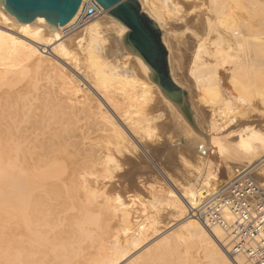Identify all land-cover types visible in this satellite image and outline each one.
I'll return each instance as SVG.
<instances>
[{
	"label": "rangeland",
	"instance_id": "obj_1",
	"mask_svg": "<svg viewBox=\"0 0 264 264\" xmlns=\"http://www.w3.org/2000/svg\"><path fill=\"white\" fill-rule=\"evenodd\" d=\"M139 1L140 0H137V2L140 4L141 1L140 2ZM147 2L151 5V7L159 9L162 16L164 17L166 28L170 31L169 38H170V42L172 41L171 43L173 45L174 52H173V56L170 54L168 55L170 57L168 59V63L170 62L168 64L170 66V67L168 66V69L169 70L171 69L170 72L175 73L174 76L176 81L179 84H181V86H183V89L185 88L184 90H186L187 93L188 92L190 93V99H191L190 101L192 102L193 107H195V109L198 111L199 114L197 119L198 121L197 125L199 129L204 133H207L208 136L207 145L201 148L197 144H195V140L191 135V133L187 132L184 128H181L178 125V123H176L177 127L181 129L180 130L176 129L175 125H173L174 116L171 114L170 111H166L163 114V116H161L162 113L161 114L156 113L157 116H155L154 119L151 114H150L151 116L150 115L145 116L144 114L143 115L134 114L132 116L133 118L132 120L135 121V124L140 125L142 127L141 124L144 123L143 133L146 136L145 138L146 140L144 139L140 140L139 144L135 143V145L137 144L138 146L135 148L136 152L132 153L135 154L131 155L130 157L131 153H129L128 154L129 156L125 157L128 152L124 151V146H120V145L118 146V143H116V141L118 142L119 138L115 137V134L113 133H111L113 136L111 134L108 135L109 132L106 131V127L104 126L105 127L104 128L103 125H98L94 117H91L92 118L91 119L90 117L86 116L87 114L75 110H74L75 112L73 111V113L75 114H73L69 109L63 107L64 104L66 103L65 102L63 104L64 102L63 100L64 98L66 99V97L68 96L66 93H68L70 89L74 87L72 86V84L78 86V89L80 90L79 91L80 94L78 93L77 96L79 99L84 98L86 96L85 95L86 93L88 97L95 98L94 94L96 93L90 88L89 85L92 84L93 82L96 83V86H94L93 84L92 85L95 87V90H97L98 93L107 90L108 91L114 90L112 81L107 80L102 76V72L107 71V67H105L106 65L105 66L102 65L103 62L101 61H103V59L101 58L103 57H101V55L100 58H97L98 55L97 57H95V59L97 58L99 60H95L92 57L93 60L95 61L90 62L91 60L90 56H89L90 59L89 60L87 58L88 55L85 54L86 52L82 53V50L75 45L72 48L75 57L73 58V61H69L68 63L69 65L64 64V62L56 58L54 59L53 57L50 56L48 57L47 55L48 62L45 61V65L47 63L46 65L47 68H46L44 62L43 63L38 61L34 62V58L31 59L32 61L30 59H29L30 61L26 60L23 57L21 51H20L21 53L20 52L11 53L6 49L0 50V111H1L0 115L2 116L4 114V116H7L6 120L9 122H12V120L17 117L19 119L20 118L23 120L25 119L24 123L20 125V128L21 131L25 132L26 134L32 127L34 128L36 127L35 128L36 133L39 132L37 134L38 136H37V140L35 141V144L33 143V146H31L32 149L30 148L29 150V154L26 151L25 154L30 155L31 154L30 151H33L34 149L33 147H35L39 143L41 145L40 147L41 152L45 148L48 149V150L45 149L46 152L50 151V149L51 151L55 149L54 152L56 153L61 152L62 155L60 154L59 156H62L63 158L60 157L58 159V162L60 161L62 163L66 162V164L69 162V164L70 163L73 164L72 165L67 164L68 166L67 167L64 166V164L61 165V162L59 164L58 162H56L58 167H60V169L62 167L61 170L59 169L60 171L57 170L58 173L56 171V174L57 175L60 173L62 174L64 171V173L65 172L67 173V174L65 173L67 179L69 178L67 176L69 175L68 173L69 167L70 169H72V168H76V165L77 167L81 166L84 163L86 157L87 160L90 161L91 160L90 153H92L91 155L92 158H94L95 156L96 159L100 161L101 158H99L100 156L99 153L101 152L100 151L97 152L92 147L93 145L95 146V144L98 141H101L102 144L103 143L107 144V141H112V143L110 142L111 145L113 144L111 148L113 149L111 151V155L114 153L113 154L114 157H113L109 155L110 151L108 150H111L110 148L105 150L108 152L107 156L109 157L107 158L106 156L105 159H103L106 161V163L104 161L105 170L103 171L100 169L101 172L99 173V174L102 173L101 174L102 179L104 177V179L102 180V186L103 185L104 186L100 187V190L98 191L96 196V206L98 207L96 209V212H88L84 209H80L78 205H76L77 200H75V198L77 199V197L75 194H73V192L70 193L59 190L55 194L58 195V192L59 193L62 192L61 193L62 195L60 194L61 196L60 195L56 196L54 194L53 196H50L51 199L49 197H44L47 203H50L49 202L50 199V201L53 202L52 205L50 203L47 204L48 205L47 206L46 202L45 203L42 202L43 200L40 201L41 204L43 203L42 205H39L40 202L38 204L39 208L40 206L43 208L47 206L46 207L47 209H49L50 207V209L52 210L51 211L52 214H48L50 210L48 211L45 208L46 211L44 210L41 211V208L39 209L37 205H35L36 203H38L37 201L38 198L36 197V199L34 200L35 196L37 195L35 192H33L35 193V196L33 193H31L32 189L30 187L28 190L27 189L24 190L25 194L23 193V190L21 192L20 186H24V185L19 184L21 183L19 179L20 164L18 162H14L12 163V165L6 166L3 160L0 158L1 159L0 160V222L2 221V223H0V241H2V243H0L1 246L0 251H2L0 252V264H4L3 249L6 248L5 246L7 245V241L9 239L11 243L20 242L22 239L24 240L23 233H26L24 235H26L25 238L27 241L24 240L23 245L26 246L27 244V248L35 249L41 247L40 246L41 243H42L41 245L47 244L48 240L50 239L49 238L50 236H53L56 233L58 234L60 232H63L64 230L70 231L72 233L71 235L72 237H70L68 241L65 242V246L64 244L58 246L59 248L57 249L59 250L57 249L56 250L61 252L59 254L56 251V254H58L59 256L57 255L56 258L51 257V259L48 258L51 261L47 259V261L45 260L44 264H91L93 260L96 258V253L109 251L108 249L112 247V244H116L118 247V246H122L123 244L125 245V243L128 241H131L132 239L131 229L133 228L132 225L136 221L148 219V223L150 224L152 216L153 215L158 216L157 215L158 213L160 214L159 218L156 217L158 219V222H160V225L163 226L168 225L167 231L170 229L169 232L175 230L178 223L180 222L188 223L190 219L187 217V209L190 205L194 204V201L189 206L185 205L186 206L184 208L186 209L185 216L184 218L179 219L177 217L178 216L177 213H174L175 209H173V207L177 208L178 205L176 204L179 203L181 204L183 203L184 205L186 204L185 203L186 201H184L181 195L182 193L180 194V190L177 189L179 188L176 186L178 183L191 184L192 182H194L192 183L193 184L192 187L194 190L193 200H195L196 198L195 195L199 190L207 191L208 189H210V186L213 185L215 182L226 181L224 179H221V177L215 171V169H217L218 167H224V166L231 167L230 171L231 173L233 172V177L227 180L230 182L234 180L238 176V174L245 171L246 169H249V166H251L252 161H247L243 157L244 152L247 151V144L250 145L254 141L258 139L261 140V138H264V0H223L222 1L224 7L223 8L224 14L222 13L221 15L228 22V25L229 23H231L230 25L236 23L237 26L241 28L240 29L241 33L245 36V39L247 38L246 39L247 43L249 44L251 43L252 46L253 43L258 44L256 46L257 47L259 46L261 52L260 55L257 56V60L255 63H253L248 67L243 68L244 70L243 69L239 70L240 72H236L237 74L233 73L232 75H230L226 69L222 68V66H225V60L223 58H220L218 53L214 52V50L216 51V49H219L220 51L227 50L228 44L226 43L227 31L217 27V18H218L217 13L214 10L212 11V5L214 3L213 0H147ZM147 7L148 6H145V10L147 9ZM102 19L103 18L101 19L97 18L94 21L102 22ZM86 26L87 24L80 27H76L74 23L71 24L69 27L60 31L61 37H64L62 38L63 39L62 41H65L69 46L73 45L74 43H76L73 42L72 40L73 39L72 37H74L73 35L79 33ZM208 30H210V32ZM112 31L113 29L110 30V28L104 29L103 31L104 35L101 34V36L103 35L102 39L101 37L99 38L103 42V39L105 37L106 43L104 42H103L104 44L101 43V47L107 48V49L102 48L104 51L105 50L107 51L108 48H111L115 44H117L118 35ZM209 33H211L212 36ZM208 34L210 37H208ZM15 36H17L21 40H25L22 36L19 35H15ZM216 38L218 39L221 38V40H218ZM108 39L111 40L108 41ZM211 43H215V45L213 44L212 46ZM199 45L203 47L202 49H199L202 50V52L199 55V57L196 58L194 61L195 58L194 55L196 50L198 49L197 46ZM116 47L114 48V51L118 50L116 49ZM204 48L207 51V53L206 51H204ZM106 51H105L106 62H108L109 60L110 61L109 63L111 64V61L113 60L111 65L114 67L115 65L121 66L122 64H125L126 66H128L134 63L133 59H131V56L113 55L107 52L108 55L110 54L108 56ZM43 56H46V54H44ZM74 61H76L75 63L79 64L81 68L83 67L82 71L84 72L86 71L85 73L92 74L93 72L94 74L96 72L92 76L89 74V76L91 77L94 76L93 78H95L96 76V78L89 79L88 77H83L86 78L84 81L80 76L78 77L76 75V72H74L73 69L74 67L71 68L74 64ZM96 61L97 63L99 61L100 64H97ZM206 64L214 65L217 67L216 72L218 76H220L219 80H221L222 82V87H224V89H226V91L228 93L230 92L232 95L233 99L232 98H230L231 100L229 99L230 105L228 107L221 106L222 107L221 110H223V112H220L219 110H215L221 104L217 102L215 99L213 100L214 98L213 96L205 94L203 92V90L205 91V89L201 88L202 91L196 90L198 86H196L197 84H195L196 82L195 80H193L194 78L191 77L193 75L191 74L192 72L190 68H194L192 65H194L196 69V66H203ZM98 65L100 66L98 67ZM101 66H103L102 67L103 70H100ZM97 69H99L98 71L99 73L97 72ZM87 70L89 71L87 72ZM98 74H100L99 76L100 79L99 77H97ZM101 76L102 79H106L107 81L106 80L102 81ZM66 86L69 88H67ZM214 86L212 87V89L214 88L217 89V86L215 87ZM230 89L233 90L231 91ZM185 106L187 109V113H185V116L188 121H191V112H190L189 103ZM59 107L61 109L63 107V109L61 110ZM214 110H215V114H214ZM213 115H215V117ZM9 116H11L12 118ZM210 123H214L216 128L224 127L226 125L232 126L236 123L238 124L254 123V125H257L259 127L260 132L259 135L255 136L251 133V129H246L243 132L234 131V133H226V131L222 129H219L218 131H211L209 129ZM151 124L152 126H150ZM29 125L30 128H28ZM93 127L95 130L93 129ZM99 127L101 128L99 133L103 135L100 138L98 137L100 135L96 133L97 129H100ZM26 129H28V131H26ZM124 130L126 131V129ZM147 130L148 132L150 131L151 132L148 133ZM101 132L103 133L105 132L104 133L105 135L108 133L107 136L115 141L110 140L107 136H105L104 138V134ZM94 134H97L98 136L97 135L95 136ZM50 135L52 136L53 139L51 138ZM86 136L87 137L89 136L88 139ZM91 136H93V139L90 138ZM134 136L135 138H137L135 134ZM44 137H47L49 140L47 143H43L44 145L43 146L42 139H45ZM38 138L41 139L38 140ZM94 138L97 140H95ZM102 138L103 141L101 140ZM106 138H108V140ZM51 141L53 142V144L51 143ZM84 142L85 143L88 142L91 144L88 143L84 144ZM92 142L94 144H92ZM134 142L136 141L134 140ZM48 145L51 148L47 147ZM157 146H161V150L159 152L160 154L157 153L153 155L151 149ZM121 151L122 152L124 151V154L126 153L125 156H123L124 154L122 155ZM93 152L99 154V156L93 154ZM0 155H1V150H0ZM122 156L125 157V159ZM111 157L112 159H109ZM137 158H139L141 161L139 159L136 160ZM74 161L77 163H75ZM146 167H150V168H146ZM194 168L199 172V177H198L199 179L197 178L198 181H196L197 179L195 180L194 178L190 177V171H193ZM14 170H16L18 173ZM65 175L64 174L63 176L61 175L63 177L62 179L65 178ZM202 176L203 178L201 180ZM254 176L256 177L257 180L264 182V173L260 171L258 172L254 171ZM27 186H29L28 183ZM57 197H63L64 199ZM55 202L58 204H56ZM60 202L63 204H60ZM73 202L74 204H72ZM27 203L28 204L31 203L33 208L35 207L39 209L40 212L37 211L35 215L34 214L36 211L35 208L34 209L31 208L32 206L28 205ZM181 204L179 205L182 207ZM25 205L27 206L26 207L27 210L26 208H24ZM53 205H55V207H53ZM57 205H58L57 210L59 212H57V210L54 209L57 208L56 207ZM75 205L76 208L74 207ZM29 206L31 208L30 212H28ZM23 208L25 211L23 210ZM19 210L20 211L23 210L21 214L26 215V218H29L31 223H29L30 222L29 219L25 221L24 220L25 216L23 215L22 216L24 222H28L29 224L27 223L20 224L23 223L22 218L19 220L20 222L18 221L19 223L17 222L19 217H21L20 214H18L20 213ZM31 210L32 212L34 210V213H32ZM74 210L76 213L74 212ZM56 212L58 213V215L56 214ZM16 213L18 214L19 217H17ZM32 215H34V217ZM36 216H38L39 218L38 217L36 218ZM55 216L57 217L55 218ZM42 217L46 218L49 221L47 222V220L42 219ZM51 217L52 219H50ZM53 218H55L56 220ZM15 220L16 222H14ZM64 220L67 222L68 220L69 222L73 221L72 222L73 226L70 225L69 222L67 226L66 224L67 222H65ZM42 222L43 225L41 224ZM25 224L29 225V228ZM31 224L33 226H30ZM19 226L21 228H19ZM25 227L28 229L26 230ZM71 227L73 228L71 229ZM30 231H32L34 234L31 233ZM38 231L40 232L38 233ZM35 233H37V235L39 234V236L35 235ZM29 234L31 235L33 234L31 236L33 240L36 238L37 240L42 238L43 241L42 239L39 241H35V240L33 241L32 238H30ZM27 236L29 240L27 239ZM30 239L33 242L32 243L33 246L30 244L31 242ZM223 239H225L224 234H223ZM150 241L147 243H151ZM224 243H225V247H223V252L225 251V255L228 256V246L226 240L223 242V244ZM61 246H63L64 248ZM194 248L191 249L194 252L192 253V255L196 256V251H198L200 248L198 249L195 248V250L197 249L196 251L194 250ZM199 251L200 253L201 252L204 253L203 249H200ZM199 251L197 253V257L193 256L195 259L197 258L199 259L203 255H205L202 253V256H200ZM141 253L142 252L136 253L138 254L135 257L137 264H159V263L186 264V262L182 260V258H180V261L182 260L181 261L182 263L179 262L178 257L175 258L174 261L172 260L169 261L168 258L169 262H166L165 261L166 258L158 256V257H154L155 260L153 261L152 258L141 255ZM136 254H134L132 257H134ZM145 257L147 258V260L144 259ZM207 257L209 256L206 255L203 257V259L205 261H208ZM150 259H152V261H150ZM142 261H144V263ZM239 261L240 260L237 259V262L239 264L244 263L242 260L240 262Z\"/></svg>",
	"mask_w": 264,
	"mask_h": 264
},
{
	"label": "bare ground",
	"instance_id": "obj_2",
	"mask_svg": "<svg viewBox=\"0 0 264 264\" xmlns=\"http://www.w3.org/2000/svg\"><path fill=\"white\" fill-rule=\"evenodd\" d=\"M140 1L139 2L141 4L140 6H141L142 12L153 22V25L155 27H157L158 30L161 31V41L163 43L165 50L167 51V64H169L170 62L168 63V59L170 57L168 55L170 54L173 56L174 49H173V45L171 43L172 41L170 42V38H169L170 31L166 28V23H165L164 17L162 16V14L158 8L156 9V8L151 7V5L148 3L149 1L148 2H147V0H140ZM222 1L221 0H213L214 3L212 5V11L214 10L217 13V17H218L217 18V27L227 31L226 32V34H227L226 43L228 44V46H227V50H225V51H220L219 49L215 48L216 51L214 50V52L218 53L220 58H223L225 60V66H222V68L226 69L227 72L230 75H232L233 73L240 72L239 70H241L245 67H248V66L252 65L253 63H255L257 60V56H259L261 52H260L259 46L258 47L256 46L258 44L253 43V46H254L253 47L251 45V43L250 44L247 43V40H246L247 38L245 39V36L241 33V30H240L241 28H239V26H237L236 23H233L232 25H230L231 23H229V25H228V22L221 15L223 13V8H224ZM145 6H148L146 10H145ZM80 10H81V4H80L77 12L73 16L72 21H69L65 26H58V25L51 24L43 17H37L32 22L24 23V22H20L14 15H12L6 9L4 0H0V50L6 49L11 53L21 51L23 57L26 60H29V59L31 60L32 58H34V62L35 61L42 62V63L44 62V65H45V61L48 60L47 58L49 56L53 57L54 59L56 58V59L64 62V64H66V65H69L68 64L69 61H73V58L75 57V54H74L73 49H72L75 45L82 50V53L86 52L85 54L88 55L87 56L88 59L90 56V59H91V60L89 59L90 62H94L95 60H99L97 58H100V55H101V57H103V58H101V59H103V61H101V62H103L102 65H104V66L106 65L105 67H107V71L102 72V76H103V78H106L107 80L112 81L114 90L113 91L107 90V91H103V92L98 93L94 87V86H96V83L93 82L92 84L94 86L92 84H89V85H90V88L96 93V94H94L95 98L88 97V95L86 93L85 94L87 96V97L85 96L86 98L83 96L84 98L79 99L77 96H78V93L80 90L78 89V86H75L72 84V86H74V87H72L70 89V91L68 93H66L68 96L66 97V99L64 98V100H63L64 101L63 104L66 102L65 103L66 106L64 104L63 107H65L66 109H69L71 111V113H73L74 110L75 111H81V112L87 114L86 116H88L90 118L94 117V119L98 125H103V127L104 126L106 127V131L109 132V134L106 132L108 135L113 133V134H115V137L119 138L118 142L116 141V143H118V146L119 145L124 146V151L128 152L127 155L125 156L126 153L124 154V151L123 152L121 151L122 155L124 154L123 156H125V157L129 156L128 155L129 153H131L130 157H131V155L135 154V153L132 154L133 152H136L135 148L138 147L137 144L135 145V143L139 144L140 140H143V139L146 140L145 139L146 136L143 133L144 132L143 131V129H144L143 124L144 123L141 124L142 127L140 125L135 124V121L132 120L133 119L132 116L134 114H136V115L137 114L138 115L144 114L145 116H147V115L149 116L151 114L153 119H154V117L157 116L156 113H159V114L162 113L161 116H163V114L166 111H170L171 114L174 116L173 125H175L176 129L180 130L181 128H184L187 132L191 133V135L193 136V138L195 140V144H197L201 148L205 147L208 143V136H207V133H204L203 131H201L197 125L198 124L197 119H198L199 114H198V111L195 109V107H193L192 102L190 101L191 100L190 99V93L189 92L187 93V91L184 90L185 88L183 89V86H181V84H179L176 81L175 76H174L175 73L170 72L171 69L170 70L168 69L169 77H170L171 82L177 87V92L167 93L159 86L158 79H157V76H156L154 70L143 60V58L139 55V53L137 51H135L128 44L127 35L129 33V30L120 21H118L116 18H114L110 14L109 10H103V14L101 15V17H99L100 19L103 18L102 22L94 21L96 19H93V20L86 22L84 25L87 24V26L84 27L79 33H77V34L75 33L76 35H73L74 36V37H72L73 39L71 38L73 40V42H76L73 45L69 46L65 41H62L63 40L62 38H64V37H61L60 31L69 27L71 24H73L75 22L78 14L80 13ZM225 17H226V15H225ZM108 28H110V30L113 29L112 32H115L118 35V36L116 35L118 37V40H117V44L114 43L115 45L113 47L108 48L107 51L105 50L106 53L108 52V53H111L113 55L131 56V59H133L134 63H132L128 66H126L125 64H122L121 66L115 65V67H114L111 65L113 60L111 61V64L109 63L110 62L109 60H108V62H106V59H105L106 54H105V51L102 49L105 47H101V43L102 44L106 43V40L104 37V39H103L104 43H103L102 40H100L99 38L101 37V39H102V36L104 35L103 34L104 29H108ZM208 31L210 32V30H208ZM101 34H103V35L101 36ZM209 34L212 36L211 33H209ZM209 34H208V37H210ZM15 35L22 36L25 40H21ZM218 37H220V36H218ZM216 39H218V38H216ZM109 40H111V39H108V41ZM218 40H221V38ZM223 40H222V42H223ZM70 43H72V42H70ZM112 44H113V42H112ZM211 44H212V46H213V44L215 45V43H211ZM116 45H117V47H116ZM216 45H217V43H216ZM204 46H205V44H204ZM115 47L118 50L114 51ZM197 48L198 49L196 50L195 55H194L195 56L194 61L196 58L199 57V55L202 52V50H199V49H202L203 47H201V45H199V46H197ZM205 48H204V51H206ZM105 49H107V48H105ZM108 53H107V55H108ZM206 53H207V51H206ZM44 54H46V56H43ZM47 55H48V57H47ZM97 55H98V57H97ZM92 57L94 59H95V57H97V58L95 60H93ZM45 58H46V60H45ZM119 59H120V57H119ZM34 62H32V63H34ZM75 62L76 61H74V64L71 68L74 67L73 68L74 72H76V75L78 77L80 76L84 81L86 78H83V77H88L89 79H95L96 78V76H95V78H93L94 76L91 77L96 72L94 74L92 71H91L92 74L91 73H85L86 71L85 72L82 71L83 67L81 68L80 65L76 64ZM172 62H174V61H172ZM96 63H97V61H96ZM97 64H100V62L98 61ZM46 65H47V63H46ZM46 65H45V67L47 68ZM194 65H192L194 68H190V70L192 72L191 74L193 75L191 77L194 78L193 80H195V82H196L195 84H197L196 86H198V88L196 90L202 91L201 88L205 89V91L203 90V92L205 94L213 96L214 97V98L212 97L213 100L215 99L217 102H219L221 104L215 110H219L220 112H223V110H221L222 107H228L230 105L229 99L232 98V95L230 92L228 93L226 91V89H224V87H222V82H221V80H219L220 76H218V74L216 72L217 67L214 65L206 64L203 66H196V69H195ZM99 66L100 65H98V67ZM102 67L103 66H101V69L100 68L99 69L103 70ZM99 69H97V72L99 71ZM88 71L89 70H87V72ZM89 74L91 76H89ZM100 74H98L97 77H99ZM189 74H190V72H189ZM102 76H101V79H102ZM71 79H72V77H71ZM99 79H100V77H99ZM106 79H102V81L106 80ZM106 81H104V82H106ZM214 85L217 86V89H215V88L212 89V87ZM67 88H69V87H67ZM81 93H82V90H81ZM65 100H67V101H65ZM188 103L190 106L191 121L192 122L188 121L186 116H185V113H187V109H186L185 105H187ZM63 107H62V109H63ZM215 110H214V114H215ZM0 113H1V111H0ZM2 113H4V112H2ZM83 113H81V114H83ZM73 114H75V113H73ZM11 116H9V117H11ZM213 116L215 117V115H213ZM0 117H1L0 118V150H1L0 158L3 160V162L5 163L6 166L12 165V163H14V162H18L20 164V166H19L20 178L19 179H20L21 183H19V184L24 185V186H20L21 188L19 187L21 192L23 190V193H24V190L25 189L28 190L30 187L32 189L31 193L35 192L37 195V196H35V193H33L35 196V198L33 197L34 200L36 199V197L38 198V200H37L38 203L35 204V202H34V204L37 205L38 208H39V205L43 204V203L41 204V202H40L41 200H43L42 202H44V203L46 202L44 197L50 198V196H53L59 190L64 191V192H70V193L73 192V194H75L77 197V199L75 198V200H77L76 205H78V207L80 209H84L88 212H96V209L98 208L96 206V196H97L98 191L100 190V187L102 186V180L104 179V177L102 179V175H101L102 173L101 174H99V173L101 172V170H103V171L105 170L104 165H105L106 161L103 159H105V157L108 154V152L105 150L109 149V148L111 149L112 145H113V144L111 145L112 141H107L109 137L107 136V134L106 135L104 134L105 132L104 133L101 132V133L104 134V138H105V136L108 137V138H106L108 145L106 143L102 144L101 141H98L95 144V146L91 145L97 152H99V151L101 152V153H99L100 156H99V154H96L93 152V154H96L99 156V158H101L100 161H98L94 155H93L94 158H92V156H91L92 153H90V159H91L90 161L87 160V157H86L84 163L81 166H79V164H80L79 163L78 164L79 167H77V165H76V168L70 169V167H69V170H68L69 175H67L69 178L66 179V175H65L66 172L64 173V171L62 170L63 173L58 174L59 177L61 175L63 176V174L65 175V178L62 179L63 178L62 176L59 178L58 175L56 174L57 170L60 171L62 169V167L60 169V167H58V165L56 163V162H58V159L60 157H62V156H59L61 154V152L56 153V152H54L55 149L53 151H51V149H50V151L46 152L45 149L48 150L47 148L43 149L44 152L43 151L41 152V148H40L41 145L39 143L38 145L33 147L34 148L33 151H30L31 154L28 155L31 146H33V143L35 144V141L37 140V136H38L37 134L39 132L36 133V129H35L36 127L34 128L31 126L32 128L29 131H28V129H26V131H28V133L26 134L25 132L21 131V128H20V125H22L24 123L25 119L23 120V119H21V118L19 119L17 117L15 119H13L12 122H9L6 120L7 116H4V114L2 116L0 115ZM80 117H81V115H80ZM141 117H143V116H141ZM117 118H118V121H117ZM136 118H138V117H136ZM139 119H140V117H139ZM119 121H120V123H119ZM146 123H148V122H146ZM176 123H178V125L181 128H178ZM238 123H236L232 126L226 125V126L220 127V128H216L214 123H210L209 129L211 131H218L219 129H222V130H225L226 133H234V131L243 132L246 129H251V133L253 135H255V136L259 135V132H260L259 127L257 125H254V123H244V124H238ZM145 125H147V124H145ZM33 126H34V124H33ZM150 126H152V124ZM244 126H247V127H244ZM123 127H124V129H126V131L123 129ZM167 127H169V126H167ZM28 128H30V125ZM93 129H94V127H93ZM112 129H114V130H112ZM100 130H101V128L97 129V131H96V133L99 134L100 136H98L97 134H94L95 136L97 135L99 138L103 136L99 133ZM91 131H92V129H91ZM147 132H148V130H147ZM150 132H148V133H150ZM133 133L137 136V138L139 137L140 139L135 138ZM145 134H147V133H145ZM47 137H44L45 139H42V145H43V143L48 142L49 137L48 138ZM88 137H87V139H88ZM51 138H52V136H51ZM90 138L93 139V136H91ZM39 139H41V138H38V140ZM133 139L136 142H134ZM95 140H97V139H95ZM101 140L103 141V138ZM110 140H113V139H110ZM104 141H105V139H104ZM113 141H115V140H113ZM93 142H92V144L95 143V142L94 143ZM51 143L53 144L52 141H51ZM87 143L88 142H86V143L84 142V144H87ZM88 144H91V143H88ZM49 145L47 147H49ZM49 148H51V147H49ZM91 148H89V149H91ZM117 148H120V147H117ZM263 149H264V138H261V140L258 139L256 141H254L253 143H251L250 145L247 144V151L244 152L243 157L247 161H252L251 166H249V169H246L245 171L250 172L252 174L253 178L259 184H262L264 186V182L257 180L256 177L254 176V171L255 172L260 171V172L264 173V150ZM112 150L113 149L108 150V151H110L109 155L114 157L113 152H112L113 154L111 155ZM160 150H161V146H157L155 148L153 147L151 149L153 155L159 153ZM25 151L28 152V154H25ZM91 152H92V150H91ZM116 154H117V152H116ZM120 155H121V153H120ZM88 157H89V155H88ZM108 157L109 156H107V158ZM125 157H123V158L125 159ZM109 159H112V157ZM128 159H126V160H128ZM138 159L139 158H137L136 160H138ZM104 161H105V163H104ZM60 162H58V164ZM75 163H77V162H75ZM62 164H64V166H67V164H69V162L67 164H66V162L65 163L61 162V165ZM70 164L72 165L73 163H70ZM106 167H107V165H106ZM146 168H150V167H146ZM230 169H231L230 166L218 167L217 169H215V171L221 177V179H224L226 181L215 182L213 185L210 186V189H208L207 191L199 190L197 192V194L195 195L196 196L195 200H193L194 199V193H193L194 190L192 187V185H193L192 183H194V182H192L191 184H179L178 183L176 186L179 188H177V189L180 190V194L182 193L181 195H182L184 201H186L185 202L186 204L183 205V203L182 204L179 203L182 205V207L179 204H176V205H178L177 208L173 207V209H175L174 213H177V215H178L177 217L179 219L184 218L185 210H186V209H184L186 207L185 205L189 206L190 204H192L193 201L195 202L198 199V197H200L202 194L213 192L217 188H220L222 186L229 184L231 181L229 182L227 180L233 177V172L231 173ZM64 170H65V168H64ZM14 171H16V170H14ZM58 171H57V173H58ZM245 171H243V172H245ZM205 172H206V170H205ZM131 174H132V172H131ZM190 177L194 178L196 180L199 177V172L194 168L193 171H190ZM202 178H203V176L201 177V180H202ZM21 179L23 182L21 181ZM198 179L196 181H198ZM27 183L29 186H27ZM61 193L58 192V195L57 194H55V195L59 196ZM57 198L64 199L63 197H57ZM50 199H49V202L52 205L53 202H51ZM27 200H26V202H27ZM39 202H40V204H39ZM50 203L46 202V205L50 204ZM63 203H64V201H63ZM63 203L60 202V204H63ZM56 204H58V203H56ZM72 204H74V202ZM28 205H31V203ZM76 205L74 206L75 208H76ZM47 206H45L44 208L40 206L41 211L42 210H44V211L50 210L48 214H52V212H51L52 210L50 209V207H49V209H47L46 208ZM26 207L27 206L25 205L24 208H26ZM53 207H55V205H53ZM56 207L57 208H54L55 210L58 209V205ZM24 208H23V210H24ZM31 208H33V206ZM31 208L29 206L28 212H30ZM45 208H46V210H45ZM20 209H22V208H20ZM39 209L35 208V210H36L35 213H34V210H33V212L31 210V212L36 215L37 211L40 212ZM23 210H21V211L19 210L20 213H18V214H20L21 217H19L18 214L16 213L17 217H19V219L17 218L18 220L16 219L17 222L22 218L23 223H20V224L31 223L30 219L26 218V215L21 214V212ZM26 210H27V208H26ZM57 212H59V211L57 210ZM57 212H56V214L58 215ZM74 212H75V210H74ZM22 215L25 216V218H24L25 221L29 219L30 222L29 223L24 222ZM69 215H70V212H69ZM157 215L158 216H154V215L152 216L150 224L148 223V219L136 221L132 225L133 228L131 229V231H132L131 241H128L126 243L124 242L125 243V245L123 244L124 246L122 245V246H118V247L116 244H112L111 248H109V249L107 248L109 251H106V252L103 251L102 253H96V258L93 260V262L91 264H137L135 257L138 255L136 253H139V252H142L141 255L152 258L153 261L155 260L154 257L160 256V257L166 258L165 259L166 262H169L170 260L174 261L175 258L178 257L179 260L178 259L177 260L179 262L184 260L186 262V264H189V263L190 264H234L233 259H231L230 256L225 255V251L223 252V247H225V243L223 244V242L225 241V239H223V233L219 229H215V228L207 229L204 226H202L201 224L197 223L195 220L190 219L188 221V223H181V222L178 223L176 229L169 232L170 229L167 231L168 225L167 226L160 225V222H158V219H157V218H159L160 214L157 213ZM32 216L34 217V215H32ZM37 217L38 216H36V218ZM49 217H50V215H49ZM56 217L57 216H55V218ZM65 217H67V216H65ZM75 217H77V216H75ZM55 218H53V219H55ZM42 219L45 220L46 218L42 217ZM50 219H52V217ZM16 220L14 222H16ZM40 220H41V218H40ZM48 221L49 220H47V222ZM80 221H81V219H80ZM43 222L41 223L42 225H43ZM65 222H67V221H65ZM68 222H69V220H68ZM68 222L66 223L67 226H68ZM72 222H69L70 225H72ZM0 223H2V221ZM11 223H13V222H11ZM27 224H25V225H27ZM32 224H33V222H32ZM32 224L30 226H33ZM60 225H61V223H60ZM63 225H65V224H63ZM20 226H19V228L22 227V226L21 227ZM27 226L29 228V225H27ZM23 228H22V230H23ZM28 228L25 227L26 230ZM72 228L73 227H71V229ZM30 232L33 233L32 231H30ZM34 232H36V231H34ZM39 232L40 231H38V233ZM74 232H75V230H74ZM24 234H26V233H23L24 240H26V238H25L26 235H24ZM75 234H76V232H75ZM29 235H30V238H32L31 237L32 235L31 234H29ZM35 235H37V233H35ZM71 235H72V233L70 231H65V230L63 232L58 233V234L56 233L53 236L49 235L50 239L48 240L47 244L41 245L42 243L40 242L41 247L35 248V249L34 248H27V244H26V246L23 245V243H24L23 239L20 242H14V243H11L10 239H9L7 241V245L5 246L6 248L3 249L4 255L2 254L4 257L3 258L4 264H44L45 260L47 261L48 258L51 259V257H53V258L57 257L58 254H56V251L59 250V249H57V248H59L58 246L63 245V244L65 246V242H67L68 239L70 237H72ZM37 236H39V234ZM40 237H41V235H40ZM42 237H44V236H42ZM47 237H48V235H47ZM27 239L29 240L28 236H27ZM41 239H39V240H41ZM32 240H33V238H32ZM34 240L39 241V240H37V238ZM5 241H6V239H5ZM30 241H31V239H30ZM42 241H43V239H42ZM149 241L151 243H147ZM0 243H2V241H0ZM32 243L33 242L31 241L30 244L32 245ZM28 244H29V242H28ZM35 244H38V243H35ZM61 247H63V246H61ZM194 247L197 249L198 248L203 249L204 253L203 252L200 253V251H199L200 249L198 251L200 253V256H202V253L205 255H203L202 257H200V256L199 257L203 259V257L207 255V256H209V257H207L208 261H205L204 259H203L204 260L203 261L200 258L195 259L194 257H197L198 251H196L197 249L195 250ZM192 248H194V250L196 251V256L192 255V253H194L191 250ZM0 252H2V251H0ZM60 252L57 251V253H59V254H60ZM226 252H227V250H226ZM134 254H136V255L134 257H132ZM94 255H95V253H94ZM146 257L144 258L145 260H147ZM53 258H52V260H53ZM168 258H169V261H168ZM180 258H182L181 261H180ZM152 259H150V261H152ZM237 259L241 261V259H239V258H236V261H237ZM49 261H51V260H49ZM142 262L144 263V261H142ZM187 262H189V263H187ZM171 263H173V262H171ZM242 264H246V263H242Z\"/></svg>",
	"mask_w": 264,
	"mask_h": 264
},
{
	"label": "built area",
	"instance_id": "obj_3",
	"mask_svg": "<svg viewBox=\"0 0 264 264\" xmlns=\"http://www.w3.org/2000/svg\"><path fill=\"white\" fill-rule=\"evenodd\" d=\"M103 9L95 0H81L74 25L97 19ZM187 217L207 229L218 228L225 236L228 256L246 264H264V186L248 171L229 184L204 193L187 209Z\"/></svg>",
	"mask_w": 264,
	"mask_h": 264
},
{
	"label": "water",
	"instance_id": "obj_4",
	"mask_svg": "<svg viewBox=\"0 0 264 264\" xmlns=\"http://www.w3.org/2000/svg\"><path fill=\"white\" fill-rule=\"evenodd\" d=\"M103 9L120 21L129 33L128 44L139 53L154 70L159 86L167 93L177 92L171 82L167 64V51L161 41V32L142 12L136 0H95ZM6 9L20 22H32L37 17L49 23L65 26L72 21L81 0H4Z\"/></svg>",
	"mask_w": 264,
	"mask_h": 264
}]
</instances>
